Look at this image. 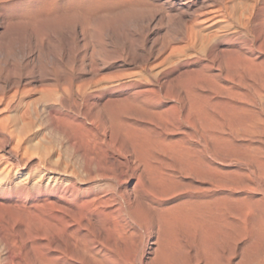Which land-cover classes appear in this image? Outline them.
Instances as JSON below:
<instances>
[{
	"label": "rangeland",
	"instance_id": "374dc122",
	"mask_svg": "<svg viewBox=\"0 0 264 264\" xmlns=\"http://www.w3.org/2000/svg\"><path fill=\"white\" fill-rule=\"evenodd\" d=\"M67 2L68 0H0V222L3 221L4 224L1 226L0 223V246H2L0 261L3 260L0 264L11 261V256L16 263L35 264L39 258L52 259L62 252L55 248L53 243L47 240L40 242L37 239L42 227L37 218L35 209L37 198L33 188L42 174L46 173L44 184L48 182L50 175L54 176L49 174L47 169L49 166H57L56 158H60L59 161L56 160L59 162L58 166L61 168L68 166L69 171L82 165L77 154L78 161L74 159L76 152L68 145V141H65L67 135L74 134L65 124L73 126L71 130L77 132V136L74 134L76 140L79 138L80 130L85 131H82L80 136L82 134L88 136L86 140L84 139L86 145L90 140L86 148H93V140L100 139L105 132L114 139L121 140L126 137L127 140L132 128L130 137L142 145L144 152L147 150L146 163L140 165L139 171V173L143 172L141 174L143 176L142 184L138 187V194L141 197L138 195L140 197L138 198L143 204L138 199V205L142 208L149 202L151 205L160 202L165 209L171 207L170 212L176 213L175 216H179V212L173 211L187 210L185 212L188 218L186 219L185 212L183 215V211L179 213L181 214L179 218L185 217L187 222L184 220L186 222L184 223L191 224L190 228L182 222L183 219L180 220L181 224L178 217H175L177 220L172 218L174 216H171L172 214L167 210L166 214L170 215L171 226H167L170 220L165 226L171 231L164 227L162 231H164V239L169 240L172 246L168 244L169 241H164L165 251L161 252L163 255L159 253L160 256L158 254L156 260V254H153V259H156L150 261L151 264H164L165 259L168 260L166 264H264V234L260 237L258 232L255 233L261 226L260 223H264V183L259 178H255L253 183L249 182L244 175L245 168L235 161L240 148L242 151L240 145L246 142L238 138L224 142L219 138L229 137L224 131L229 126L230 117L238 113L236 120L243 118L235 107L248 106L247 102L249 99L251 102L255 89L261 90L262 97L256 98L260 99L258 105L248 107L256 109L264 119V104H262L264 101V0H72L71 6ZM54 4L59 6L53 7ZM249 64L253 67L250 71L247 70ZM199 98L203 100L200 102ZM191 103L194 110L198 104L196 113ZM195 115L198 119L194 118ZM116 118H118L117 123ZM52 124L55 125L54 129ZM109 124L111 126L119 124V127H109ZM75 126L78 129H73ZM127 127L128 130L125 129ZM86 131L88 135H84ZM110 131L114 133L110 134ZM120 133L126 136L122 137ZM134 136L140 138L139 141ZM82 139L77 142L81 144ZM263 140L264 135L256 143L264 152ZM165 141L167 144L171 143L170 147ZM213 143L217 152L212 147ZM224 143L226 144L223 147ZM229 145L233 147L229 149ZM149 149H152V152ZM233 151L237 153L233 154ZM70 152L73 155H70ZM226 152H229L227 156ZM60 154L61 157L58 156ZM263 155L261 157H264ZM232 159L237 165L232 163ZM205 160L211 165L208 166ZM152 164L156 166L157 172L155 168L152 170ZM147 165L155 172V175L152 172L154 176L152 177L160 179L159 182L155 179L156 183H152L151 178V183L154 185L159 183L161 188L155 189L149 182L152 173L149 175L146 172L149 170L146 168ZM213 165L215 167L211 168ZM143 167L147 170L142 169ZM198 169L203 172L202 177ZM226 172L228 175L225 176ZM100 173L94 172L93 178L81 183L82 186L94 191L105 185L107 181L99 176ZM146 173L150 176H147L148 179L144 177ZM55 175L59 177V173ZM211 175L218 178L215 179ZM60 176L63 179L71 178L62 173ZM240 181H244L245 184L242 183L241 186ZM135 182L136 178H131L123 188L128 187L132 190L135 188ZM162 183L165 184V188ZM246 185L255 187V190L244 191L242 188H246ZM204 187L206 189H203ZM223 192L225 195H222ZM146 195L149 197H145ZM219 197V200L222 199L227 204L219 202L217 199ZM231 197L233 206L228 200ZM244 197L253 198L250 200V205L253 203V212L257 216L251 213L243 219L237 214L242 206L238 199ZM211 199L213 201L217 199L218 202L214 203ZM209 200L211 201L207 204ZM202 201L207 204L206 208L201 205L206 212L201 206L200 208L196 206ZM191 204H194L193 208L197 209V213L194 212L195 210H190ZM222 204L224 205L221 208ZM228 204L232 206L231 209L235 207L233 210L230 209L231 212ZM29 207L32 209H28ZM145 208L150 213L149 206ZM201 209L203 214L198 213ZM23 210L26 212L24 213ZM33 210L36 214L32 216L35 219L31 217V220V212L29 215L28 211L33 213ZM233 211H235L234 215ZM204 215L208 218L214 215L210 217L214 222L211 223L210 218L209 221L204 220ZM252 215L257 217V220L252 219ZM219 218L220 220L223 218L221 221L223 223L226 221L227 226L230 224L229 230L233 231L227 230L225 224L223 227ZM198 220L205 222L201 223L202 227H205L206 223V227H210L201 230L200 223L197 224ZM253 220L259 224L257 228ZM217 222L221 224L216 225ZM26 223H29L28 227ZM213 225L217 227L222 225L220 228L229 232L226 234L228 238L224 235L226 232L218 233L219 227L214 229ZM24 227L28 230L25 231ZM91 228L84 232L88 241L92 240V236L96 238L99 234L97 226H95L96 230L94 226L93 231ZM198 229L202 233L210 229L212 235L216 236L218 233L217 238L209 232L210 236L207 233L209 237H205L206 232L197 233ZM221 229L219 231H222ZM234 229H237V232ZM138 238L139 236H135L133 241L138 243ZM202 238L209 247L204 244ZM149 246L143 250L144 255L151 250L152 245ZM3 251L6 255L2 253ZM113 251L115 254H121L123 248L114 247ZM4 258L7 259L5 262ZM86 264L90 262L87 261Z\"/></svg>",
	"mask_w": 264,
	"mask_h": 264
},
{
	"label": "bare ground",
	"instance_id": "6f19581e",
	"mask_svg": "<svg viewBox=\"0 0 264 264\" xmlns=\"http://www.w3.org/2000/svg\"><path fill=\"white\" fill-rule=\"evenodd\" d=\"M6 1V0H5ZM18 1V0H17ZM35 1V0H34ZM72 1V0H71ZM71 1L67 2V4H69L71 6ZM75 1V0H74ZM90 1V0H89ZM104 1V0H103ZM110 1V0H109ZM114 1V0H112ZM61 2V1H60ZM77 2V1H76ZM81 1H79L80 3ZM88 2V1H86ZM108 2V1H107ZM4 3V2H3ZM31 3V2H30ZM29 3V4H30ZM73 3V2H72ZM85 3V2H84ZM103 3V2H102ZM109 3V2H108ZM26 4V3H25ZM32 4V3H31ZM35 4V3H34ZM62 4V3H61ZM77 4V3H76ZM2 5V4H1ZM27 5V4H26ZM58 5V4H56ZM55 4L52 5L53 7L56 6ZM33 6V5H32ZM59 6V5H58ZM76 6V5H75ZM77 6H79V4H77ZM76 6V7H77ZM31 7V6H30ZM29 7V8H30ZM50 7V6H49ZM51 7V9L53 8ZM73 7V6H72ZM39 8V7H38ZM19 9V8H18ZM17 9V10H18ZM32 9V8H31ZM72 9V8H71ZM1 11V10H0ZM27 11V10H26ZM8 12V11H7ZM17 12V11H16ZM19 12V11H18ZM1 13V12H0ZM20 13V12H19ZM29 13V12H28ZM7 13H5L6 15ZM18 14V13H17ZM27 14V13H26ZM20 16V14H18ZM3 16V15H2ZM25 16V14H24ZM17 17V16H16ZM7 20V18H5ZM26 20V19H25ZM35 25V23H34ZM253 67H252V64H249L248 67H247V70H252ZM260 88V87H259ZM261 90L259 89H255L254 90V95L252 97V100L251 102L250 99L249 101L247 102L248 106H256L258 105V100L260 99H256V98H261L262 95H261ZM189 94V93H188ZM63 95V94H62ZM64 96H66L64 94ZM72 96V95H71ZM192 97V96H191ZM190 97V98H191ZM194 97V96H193ZM66 98V97H65ZM198 98V97H196ZM195 98V99H196ZM194 99V98H192ZM201 99V98H199ZM203 99L200 100V102L202 101ZM205 100H208V99H205ZM191 101V100H190ZM196 101V100H195ZM199 101V100H198ZM193 102V101H191ZM263 102V103H262ZM261 103L264 104V101H262ZM189 103V102H188ZM196 103V102H195ZM199 104V102H197ZM204 103V102H203ZM207 103V102H206ZM210 103V102H209ZM185 104V102L183 103ZM190 104V103H189ZM197 104V105H198ZM211 104V103H210ZM192 105V108H193V111L196 113L197 111H195L197 109V105L195 106V110H194V107H193V104L191 103ZM195 105V104H194ZM206 105V104H204ZM190 106V105H189ZM203 106V105H202ZM248 106H241V107H235L237 112L240 113V115L243 116V118L239 119V120H236V117H238V113L237 112H234L237 113V115H234L233 117H230V119L228 120V123H229V126L227 128L226 131L224 132H227L228 136L229 137H219L222 141H229L232 139H241V140H244L246 143H243L242 145H240V147H242V151H241V148H240V151L239 150H236V151H239V154L236 156L235 158V161L237 163H239L243 168H245V174L246 177H247V180L251 183L254 182V179L255 178H259L261 182L264 183V160L262 158L264 157H261V155H263V149L257 145V141L258 139H260L261 136L264 135V119L262 117H260V114L258 111H256V109H253L251 107H248ZM187 107V105H186ZM185 107V108H186ZM208 107V105H207ZM261 107H263L261 105ZM202 109V107H200ZM188 109V108H187ZM191 109V108H190ZM205 109V108H204ZM213 109V108H212ZM223 109V108H222ZM221 109V110H222ZM192 110V109H191ZM203 110V109H202ZM219 110V113L220 111ZM231 110V109H230ZM235 110V111H236ZM190 111V110H189ZM198 111H199V107H198ZM201 112V111H200ZM205 112H206V109H205ZM194 113V114H195ZM212 113V111H211ZM216 113V112H215ZM199 114V113H198ZM55 115V114H54ZM53 115V116H54ZM202 115V113L200 114ZM221 115V114H220ZM204 116V115H203ZM206 116V115H205ZM196 117V119H198V117L195 115L194 118ZM211 117V116H210ZM54 118V117H53ZM202 118V117H201ZM229 118V117H228ZM118 118L115 119V122L117 123L118 121H116ZM215 120V119H214ZM212 121V120H211ZM217 121V119H216ZM221 121V120H220ZM200 122V121H199ZM202 122V121H201ZM60 123V122H59ZM114 123V124H116ZM64 124V123H63ZM69 124V123H68ZM199 124V123H198ZM217 124V123H216ZM66 126H69V129L70 131L74 132V134H76L77 132H75V130H71V128L73 126H70L65 124ZM72 125V124H71ZM74 125V124H73ZM110 126L109 127H116L118 125H113L111 126V124H109ZM123 125V123H122ZM226 125V124H225ZM55 126V125H54ZM53 124H52V128L54 127ZM64 126V125H62ZM65 126V127H66ZM121 127V122H120V125ZM118 126V127H119ZM216 126V125H215ZM222 126V125H221ZM58 127V126H57ZM126 127V126H125ZM199 127V126H198ZM196 127V128H198ZM201 128H203V126H200ZM77 128L76 126L73 128L75 129ZM117 128V127H116ZM200 128V130H201ZM226 128V127H225ZM54 129V128H53ZM56 129V128H55ZM63 129V128H62ZM78 129V128H77ZM80 129V128H79ZM106 128H104L105 130ZM111 129V128H110ZM115 129V128H114ZM123 129V127L121 128V130ZM125 129H129L128 127L125 128ZM222 129V128H221ZM108 130V128H107ZM135 130V129H134ZM84 131V130H82ZM80 130H78L79 132V138H83L81 140V144H79L77 141H79L80 139L78 138V140H76L75 136H77V134L74 136H71V135H67V137L65 139L66 142L68 141V145H70L72 147V149L76 152L75 153V156L77 154V156L79 157V161L81 162L82 161V165H77L78 168H75V170L73 169L72 171H69V168L68 166L64 167V168H61L60 166H58L57 161H59L58 158H56L55 162H56V165L57 166H54V167H50L49 163H48V166L49 168L47 169V171L49 172V174H53L54 176H49V180L46 184H44V180H45V176H46V173L45 174H42L39 178V180L37 181L36 179V183H35V187L33 188L34 192L36 193V198H37V203H36V213H37V218H38V222L40 224V227L41 228V232L38 233V231H36L38 234H37V239L42 242V241H45L47 240L48 242H51L54 244L55 248H58L60 249V255H56L55 257H53L52 259L50 257H48V260H45L43 258H39L37 263L35 264H86L87 261L90 262V264H151L150 261H153L155 260H158V257H156L159 253H161L162 251H165L164 248H165V244H164V241H169V240H165L163 236L164 235V231H162V228L164 227L165 229H167L168 227L171 226V220H170V215L166 214L167 213V210L168 212L171 211V207L170 210L169 208L165 209L163 207V204L160 203V202H157V201H153L155 198H153V202H157V204H153L152 205L149 204L146 206H149V208L151 209L150 210V213L147 209V211L145 210L146 206L144 204L145 207L142 206H139L138 205V199L141 197L140 194H138V187L142 184V176L141 175L143 172L139 173L140 171V165L143 164L145 165V153L147 152H144L143 148H142V145H140L139 142H137V140H133L131 137H130V133L132 131V128H131V131L129 132V138H127L126 140V137H124L125 139H121L118 140L117 139H114V137H110L111 135H109L107 132H105V134L98 140H95L94 137H93V148H86L87 145L89 144L90 140L87 142L88 144L86 145V143L84 142V139L86 140L88 138V136H83V134L80 136L81 132ZM112 131V130H111ZM110 131V134L114 133V132H111ZM57 132V131H56ZM69 132V130H68ZM85 132V131H84ZM83 133V132H82ZM87 133V134H86ZM86 133L84 135H88V132L86 131ZM91 133V132H90ZM128 133V132H127ZM137 133V131H136ZM205 133V131H204ZM69 134V133H68ZM118 134V133H117ZM123 134H126L123 132ZM218 134V132H217ZM216 134V135H217ZM220 134V133H219ZM121 135V133H120ZM134 135V134H133ZM138 135H139V132H138ZM222 135V134H221ZM62 136V135H61ZM65 136V135H64ZM91 136H92V133H91ZM122 136V135H121ZM123 136H126V135H123ZM122 136V137H123ZM137 136V134H136ZM134 136V137H136ZM146 136V135H144ZM203 136V134H202ZM201 136V137H202ZM210 136V135H209ZM220 136V135H219ZM86 137V138H84ZM208 137V136H207ZM138 137H136L135 139H137ZM143 137H141L142 139ZM145 138V137H144ZM210 138V137H209ZM91 139V138H90ZM97 139V138H96ZM140 138H138V141H139ZM150 139V138H149ZM148 139V140H149ZM219 139V142H221ZM262 139V138H261ZM62 140V138H61ZM63 140V142H64ZM85 143V145L83 144V142ZM144 141V140H143ZM151 141V139L149 140ZM205 141V140H204ZM232 141V140H231ZM236 141V140H235ZM264 141V140H263ZM80 142V141H79ZM144 142H147V141H144ZM155 142V141H154ZM209 142V141H208ZM238 142V141H236ZM62 143V141H61ZM153 143V142H152ZM158 143V141H157ZM155 143V144H157ZM160 143V141H159ZM166 143V141H165ZM163 143V144H165ZM212 143V142H211ZM222 143V142H221ZM220 143V144H221ZM256 143V145H255ZM60 144V143H58ZM148 144V143H147ZM146 144V145H147ZM151 144V143H150ZM161 144V143H160ZM162 144V147L164 146ZM167 144V143H166ZM169 144V147L171 145V143H168ZM167 144V145H168ZM200 144V143H199ZM214 144V143H213ZM217 144V143H216ZM226 143H224L223 147L225 146ZM235 144V143H234ZM84 145V146H83ZM149 145V144H148ZM159 145V144H158ZM157 145V146H158ZM210 145V144H209ZM233 145V144H232ZM238 145V144H237ZM62 146V145H61ZM89 146V145H88ZM173 146V144H172ZM212 146V145H211ZM222 146V145H221ZM60 147V145H59ZM64 147V146H63ZM66 147H67V144H66ZM65 147V149L67 150V148ZM70 147V149H71ZM149 147V146H148ZM209 147V146H208ZM214 147L213 149H215L216 145L214 144ZM233 146L230 147L229 145V149L232 148ZM235 147L236 144H235ZM61 148V147H60ZM69 148V146H68ZM144 148L146 149V147L144 146ZM158 148V147H156ZM166 148V147H165ZM238 148V147H237ZM63 149V148H62ZM180 149V148H179ZM178 149V150H179ZM221 149V148H220ZM219 149V150H220ZM226 149V147H225ZM234 149V148H233ZM69 150V149H68ZM151 150L152 152V149H149ZM154 150V149H153ZM157 150V149H156ZM159 150V148H158ZM208 150V149H207ZM218 150V148H217ZM61 151V150H60ZM64 151V149H63ZM62 151V153H63ZM72 151V150H71ZM171 151V150H170ZM216 151V149H215ZM223 154H224V150H222ZM230 151V150H229ZM236 151H233V154L234 152ZM217 152V151H216ZM220 152V151H218ZM54 153V152H53ZM69 153V151H68ZM206 153V152H205ZM210 153V152H209ZM214 153V152H213ZM227 153V152H226ZM225 153V154H226ZM229 153V152H228ZM228 153L226 154V156L228 155ZM237 153V152H236ZM235 153V154H236ZM149 154V153H148ZM218 154V153H217ZM231 154V153H230ZM70 155H73V153L71 154L70 152ZM69 155V156H70ZM147 155V154H146ZM52 156V155H51ZM59 157H61V154L58 155ZM73 156V158L75 157ZM77 156L74 158L76 159ZM152 156V155H151ZM154 156V155H153ZM152 156V157H153ZM223 156V155H221ZM264 156V155H263ZM54 157V156H53ZM155 157V156H154ZM187 157V156H185ZM207 157V156H206ZM232 157V156H231ZM68 158V157H67ZM150 158V156H149ZM208 158V157H207ZM55 159V158H54ZM66 159V157H65ZM73 159V160H74ZM153 158H151L152 160ZM162 159V158H161ZM200 159V158H199ZM211 158H209L210 160ZM214 159V157H213ZM227 159V158H226ZM225 159V160H226ZM234 159V158H233ZM232 159V160H233ZM67 160V159H66ZM66 160H64V162H66ZM69 160V159H68ZM77 160V159H76ZM148 160V158H147ZM154 160V159H153ZM219 160V159H218ZM47 161V160H45ZM52 161V159H51ZM70 161V160H69ZM78 161V160H77ZM156 161V160H155ZM54 162V161H52ZM72 162V161H71ZM150 162V160H149ZM158 162V161H157ZM156 162V163H157ZM205 162H207L205 160ZM214 162V161H213ZM212 162V163H213ZM221 162V160H220ZM226 162V161H225ZM228 162V161H227ZM51 163V162H50ZM62 163H63V160H62ZM69 163V162H68ZM78 163V162H77ZM191 163V162H190ZM200 163V162H199ZM198 163V164H199ZM222 163V162H221ZM232 163H234V160L232 161ZM44 164V163H43ZM53 164V163H52ZM67 164V163H66ZM147 164H150V163H147ZM203 164V163H202ZM211 165V163H209ZM208 162H207V165L209 166ZM215 164V162H214ZM224 164V163H223ZM228 164V163H227ZM235 164V163H234ZM61 165V164H60ZM154 165H155V162H154ZM154 165L152 164V167L154 170L155 168V171H156V166L154 167ZM237 165V164H235ZM70 166V165H69ZM73 166V165H72ZM232 166V165H231ZM44 167V166H43ZM46 167V166H45ZM150 166L147 165L146 168H148L149 170L145 169V167H143L142 169H145L147 170L146 172L149 173V175L154 172V171H151ZM158 167V166H157ZM200 167V165H199ZM215 167L214 165L211 166V168ZM238 167V166H236ZM42 168V167H41ZM74 168V167H73ZM45 169V168H44ZM141 169V171H142ZM205 169V168H204ZM218 169V168H217ZM220 169V168H219ZM199 170V169H198ZM210 170V169H209ZM208 170V171H209ZM215 170V169H214ZM222 170V169H220ZM239 171V169H237ZM247 170V171H246ZM159 171V170H158ZM200 171V170H199ZM217 171V170H216ZM235 171V170H234ZM236 171V172H238ZM94 172H101L99 174L100 177L104 178L107 183L101 187H99L97 190H94V191H91L90 188H86L85 186H82L81 183H85V181L89 180V179H92L93 178V174ZM157 172V171H156ZM206 172V171H205ZM213 172V171H212ZM219 174L220 172L217 171ZM222 172V171H221ZM234 172V173H236ZM55 173H59V177L57 175H55ZM60 173L62 174H66L68 176H70L71 178L70 179H66V178H62L60 176ZM148 173H146L147 175L144 176L145 178L148 176ZM161 173V171H160ZM163 173V171H162ZM201 173V177H202V171H200ZM229 173V172H228ZM242 173V172H241ZM239 172V174H241ZM244 173V171H243ZM40 174V173H39ZM159 174V173H158ZM212 174V173H210ZM219 174H218V177H219ZM223 174V173H222ZM221 174V175H222ZM230 174V173H229ZM237 174V173H236ZM154 175H155V172H154ZM163 175V174H161ZM159 175V176H161ZM225 176L228 175L227 172L226 174H224ZM223 175V176H224ZM234 175V174H232ZM153 173L151 174V177L149 178V182L151 183L150 179L152 178V183H156L154 182L155 179H157L156 177L153 178ZM157 176V175H156ZM212 177H215V175H211ZM225 176H224V179H225ZM148 177L146 179H148ZM207 177V176H206ZM217 177V176H216ZM215 177V179H216ZM217 177V178H218ZM222 177V176H220ZM228 177V176H227ZM229 177H231L229 175ZM131 178H136V184H135V188L134 189H129L128 187L126 188H123L127 183L129 182V180H131ZM167 178V177H166ZM205 178V177H204ZM208 179H210V177H207ZM233 178V177H232ZM236 178V177H235ZM238 178V176H237ZM97 179V178H96ZM99 179V177H98ZM144 179V178H143ZM162 179V178H161ZM164 176H163V180H164ZM214 179V178H213ZM214 179V180H215ZM228 179V178H227ZM230 181H231V178H229ZM103 180V179H102ZM159 178L156 180L159 182ZM207 180V179H206ZM212 180V179H211ZM219 180V179H217ZM245 180V179H244ZM98 181V180H97ZM96 181V182H97ZM146 181V180H145ZM204 181V180H203ZM224 181V180H223ZM227 181V180H226ZM234 181V180H233ZM91 182V181H90ZM163 182V181H160V183ZM206 182V181H205ZM210 182H214V181H210ZM216 182V181H215ZM214 182V183H215ZM222 182V181H221ZM248 182V183H249ZM257 182V181H256ZM144 183V182H143ZM147 183V181H146ZM149 183V184H150ZM151 183V184H152ZM213 183V184H214ZM229 183V182H227ZM226 183V184H227ZM232 183V182H231ZM234 183V182H233ZM242 183H244V181H240V184L242 186ZM95 184V183H93ZM102 185V183H100ZM125 184V185H124ZM148 184V183H147ZM159 184V183H158ZM157 184V185H158ZM210 184V183H209ZM245 184V183H244ZM243 184V185H244ZM250 184V183H249ZM91 185V184H90ZM124 185V186H123ZM154 185V184H152ZM156 185V184H155ZM153 186L155 187V189L157 188H161V185H157L156 186ZM163 185V183H162ZM165 185V184H164ZM163 185V187H164ZM236 185V184H235ZM234 185V186H235ZM252 185V184H251ZM251 185H246V188H242L247 191H254L255 187L253 188ZM28 186V185H27ZM31 186V185H30ZM29 186V187H30ZM148 185H146L147 187ZM151 186V185H150ZM240 186V187H241ZM263 186V185H262ZM210 187V185H209ZM226 187V186H225ZM244 187V186H243ZM264 187V186H263ZM149 188V187H148ZM147 188V189H148ZM165 188V187H164ZM163 188V189H164ZM212 188V186L210 187ZM214 188V186H213ZM237 188V186H236ZM93 189V188H92ZM141 189V188H140ZM203 189H206L205 187ZM151 190V189H150ZM162 190V189H161ZM160 190V191H161ZM211 190V189H210ZM219 190V189H218ZM223 190V189H222ZM141 191V190H140ZM155 191V190H154ZM203 191V190H202ZM216 191V190H215ZM214 191V192H215ZM227 191V190H226ZM235 191V190H234ZM23 192V191H22ZM144 192V191H143ZM18 193V192H17ZM152 193V192H151ZM218 193V192H217ZM21 194V193H20ZM29 194V192H28ZM145 194V193H143ZM208 195L207 193H204V195ZM224 194V192L222 193V195ZM230 194V193H229ZM30 195V194H29ZM140 195V197L138 196ZM148 195V194H147ZM145 196V197H149V196ZM159 195V194H158ZM157 195V197H158ZM213 195V194H212ZM225 195V194H224ZM234 195V194H233ZM19 196V195H18ZM210 196V195H209ZM139 197V198H138ZM208 197V196H207ZM225 197V196H224ZM223 197V198H224ZM227 197H228V193H227ZM253 197V196H251ZM212 198V197H210ZM222 198V197H221ZM249 198V199H248ZM248 198H240L238 199L239 202H241V205L240 208H239V213L237 212V214L242 217L243 219L248 217L251 213H253V215L255 214L253 212V207L254 205H250V200H253L250 199V197ZM206 199V198H205ZM218 201H222L219 200V198H217ZM217 199H215L216 202ZM228 199V198H227ZM225 198V200H227ZM237 199V198H236ZM34 200V199H33ZM141 199H139L140 201ZM143 200V199H142ZM150 200V198H149ZM148 200V201H149ZM212 200V199H211ZM209 200L208 202H206L207 204L210 203ZM229 200V203L231 202L230 200L233 201L232 197ZM249 200V201H248ZM256 200V199H255ZM35 201V200H34ZM146 201V200H145ZM151 201V202H152ZM160 201V200H159ZM205 201V200H204ZM204 201L202 202H199L200 205H196V206H200L203 205L204 208H206L207 204L204 203ZM207 201V199H206ZM213 201V200H212ZM215 201H213L215 203ZM246 201V202H244ZM141 202V201H140ZM139 202V203H140ZM144 202V200H143ZM225 203V205L227 204L226 201H222ZM238 202V203H239ZM262 202V201H261ZM142 203V202H141ZM146 203V202H145ZM203 203V204H202ZM236 203V205L238 204ZM143 204V203H142ZM165 204V203H164ZM205 204V206H204ZM217 204V203H216ZM258 204V203H257ZM182 205V204H181ZM189 205V204H188ZM192 205V204H191ZM190 205V206H191ZM194 205V204H193ZM193 205L190 207L192 209H190L191 211H194L196 212L197 209H194L193 208ZM210 205V204H209ZM208 205V206H209ZM224 204H222L221 208L223 207ZM229 205V204H228ZM227 205V206H228ZM230 205H234L231 204ZM229 205V206H230ZM256 205V204H255ZM220 206V205H219ZM232 206L227 207V209L229 208V210L232 208ZM239 206V205H238ZM259 204L257 205V208H258ZM179 207V206H178ZM177 207V208H178ZM201 206V208H203ZM216 207V206H214ZM256 207V206H255ZM31 207H29L28 209H30ZM144 208V210H143ZM181 208V207H179ZM184 207H182L181 209H183ZM186 208V207H185ZM203 208V210H204ZM210 208H212V206H210ZM220 208V207H219ZM235 207H233L234 209ZM18 209V208H17ZM23 209V208H22ZM26 209V207H25ZM27 209V210H28ZM32 209V208H31ZM172 209L174 210L175 207L173 206ZM189 209V208H187ZM231 209V210H233ZM237 209V207H236ZM19 210V209H18ZM17 210V211H18ZM200 210V209H199ZM203 210L201 209V211H199L198 213H202L203 214ZM230 210V212H231ZM12 211V210H11ZM16 211V212H17ZM34 211V210H33ZM183 211V215L186 214L185 211L187 210H176V211H173V212H181ZM206 212V209L204 210ZM207 211H209L207 209ZM213 212L215 211L214 209L212 210ZM236 211V210H235ZM235 211L232 212L235 213ZM14 212V211H13ZM23 212L25 213L26 210H23ZM29 212H31V216H35V211L32 213V211H28V214ZM148 212V213H147ZM152 212V213H151ZM154 212V214H153ZM185 212V214H184ZM211 212V211H210ZM218 212V211H216ZM220 212V211H219ZM11 213V212H10ZM18 213V212H17ZM16 213V214H17ZM21 213V212H20ZM172 215L171 216H174L172 218H175V217H178L179 221L183 219V223L186 221V219L188 217L187 214L185 215L184 218L180 217L181 214L178 213L179 216H175L176 213H172L170 212ZM182 213V212H181ZM189 214V212H187ZM197 213V212H196ZM195 213V214H196ZM200 213V214H201ZM225 213V212H224ZM227 213V212H226ZM12 214V213H11ZM10 214V215H11ZM34 214V215H33ZM153 214V216H151ZM174 214V215H173ZM208 214V213H207ZM213 214V213H211ZM218 214V213H217ZM221 214V213H220ZM26 215V214H25ZM24 215V216H25ZM30 215V214H29ZM155 215V216H154ZM193 215V214H192ZM197 215V214H196ZM195 215V216H196ZM199 215V214H198ZM197 215V216H198ZM219 215V214H218ZM234 215V214H233ZM252 215V219H254L255 217H253ZM21 216V214H20ZM205 216V215H204ZM203 216V218H204ZM214 216V215H213ZM212 216V217H213ZM255 216H257L255 214ZM18 217H19V214H18ZM200 217H202L200 215ZM211 217V216H210ZM209 217V218H210ZM211 217V218H212ZM261 217V216H260ZM27 218V215L26 217ZM35 219V217H32ZM31 218V220H32ZM202 218V219H203ZM208 217L205 216L204 220H208L209 219ZM210 218V220H211ZM216 217H214V220H215ZM227 218V217H226ZM230 218V217H229ZM232 218V217H231ZM263 218V217H262ZM33 219V220H34ZM199 219V218H197ZM201 219V218H200ZM257 220V217L255 218ZM13 220V219H12ZM15 220V218H14ZM170 220V221H169ZM175 220H177L175 218ZM185 220V221H184ZM218 220V219H217ZM220 220V218H219ZM218 220V221H219ZM221 220H223V218H221ZM220 220V221H221ZM249 220V219H248ZM251 220V219H250ZM8 221V220H7ZM169 221L170 224H168L167 222ZM174 221V220H173ZM180 221V222H181ZM199 221V220H198ZM202 222H198L197 224L200 223L201 225V230H203L202 228H209L210 226L206 227L207 223L204 224L205 227H202V224L204 221L201 220ZM209 221V220H208ZM206 221V222H208ZM213 220H211L210 222L212 223ZM243 221V220H242ZM3 222V221H2ZM1 223V226L4 225ZM32 222V221H31ZM181 222V224H182ZM187 222V221H186ZM185 222V223H186ZM214 222V221H213ZM216 222V221H215ZM222 222V221H221ZM241 222V221H240ZM248 222V221H247ZM254 222V220H253ZM258 222L259 221V218H258ZM15 223V221H14ZM37 223V222H36ZM184 223V224H185ZM192 223V222H190ZM189 223V224H190ZM205 223V222H204ZM219 222L216 223V225H220L218 224ZM223 223V222H222ZM229 223V222H228ZM255 224H257L255 227L257 228V226H259V224L257 222H254ZM27 224V227H28V224L29 223H26ZM165 224H168L167 226H165ZM183 224V225H184ZM215 224V223H214ZM224 224L226 225V221L225 223H223V227H224ZM236 224V223H234ZM251 226H252V221H251ZM254 224V225H255ZM261 226H259L260 230L257 229V231L255 232V228L253 227L254 229V232L259 234L258 236L262 237L263 234H264V227L262 228V224H264L263 222L260 223ZM11 225V224H10ZM164 225V226H163ZM170 225V226H169ZM186 227L190 228L191 224L190 225H187L185 224ZM209 225H211L209 223ZM215 225V226H216ZM247 225V223H246ZM245 225V226H246ZM15 226V225H14ZM13 226V227H14ZM24 226H25V222H24ZM31 226V225H30ZM29 226V227H30ZM94 226V229H95V226H97L96 229H99L97 230L99 232L98 234V237L96 238H93L92 236V240L88 241L85 236H84V232L87 231L90 227L93 228ZM214 226V225H213ZM214 226V229L218 228L217 226L215 227ZM222 226V225H221ZM220 226V227H221ZM227 226V225H226ZM225 226V227H226ZM231 227L230 224H228V229ZM236 225H234L235 227ZM241 226V225H240ZM4 227V226H3ZM12 227V226H11ZM12 227V228H13ZM20 227V226H19ZM23 227V226H21ZM26 227V226H25ZM24 227V228H25ZM167 227V228H166ZM185 227V228H186ZM197 227V225H196ZM200 227V226H199ZM218 228L219 230L221 228ZM233 227V228H234ZM243 227V226H242ZM248 227V225H247ZM250 227V226H249ZM7 228V226H6ZM91 228V230L93 231V229ZM163 228V230H164ZM187 228V229H188ZM232 228V229H233ZM4 229V228H3ZM39 229V228H38ZM95 229V230H96ZM197 229V228H196ZM204 229V230H205ZM213 229V228H212ZM213 229V230H214ZM252 229V228H251ZM250 229V230H251ZM14 230H19V229H14ZM28 230V228H25V231ZM90 230V231H91ZM94 230V232H95ZM168 230V229H167ZM166 230V231H167ZM190 230V229H189ZM188 230V231H189ZM200 229L196 230L197 233ZM210 230V229H209ZM209 230H206L200 233L204 234V232H206V236L205 235H202V236H205V237H209L210 234L212 232H210ZM211 230V231H213ZM217 230L218 233L220 232H226V229L225 231L222 230V231H219ZM237 230V229H236ZM234 229V231H236ZM242 230V228L240 229ZM239 230V231H240ZM166 231H165V235H166ZM168 231H171V230H168ZM230 231V230H229ZM233 230H231L230 232H232ZM261 231V233H259ZM13 231H11V234H12ZM191 232V231H190ZM210 234H209V233ZM237 232V231H236ZM242 231H240L241 233ZM253 232V230H252ZM251 232V233H252ZM3 233H5L3 231ZM163 233V234H162ZM199 233V234H200ZM207 233L209 236H207ZM215 233H216V230H215ZM216 233V236L215 234H211L212 236H215L217 238V234ZM221 233V234H222ZM229 233V232H228ZM227 232L224 234L226 236V234H228ZM235 233V232H234ZM239 233V235H241ZM243 233V232H242ZM8 234V233H7ZM193 234V233H191ZM231 234V233H230ZM233 234V233H232ZM4 235V234H3ZM171 235V234H170ZM247 235V234H246ZM252 235V234H250ZM15 236V235H14ZM23 236V235H22ZM34 236V235H33ZM135 236H139V240H138V243L134 242L133 241V238ZM168 236V235H167ZM220 236V234L218 235ZM228 236V235H227ZM226 236V237H227ZM244 236V235H243ZM257 236V237H258ZM9 237V235H8ZM27 237V236H26ZM155 237V238H154ZM170 237V236H169ZM172 237V236H171ZM204 237V238H205ZM213 237V238H215ZM254 237V236H253ZM256 237V236H255ZM11 238V237H9ZM20 238V237H19ZM29 238V236H28ZM202 238L203 241H205V239ZM222 238V237H221ZM228 238V237H227ZM252 238V237H251ZM3 239V238H2ZM12 239V238H11ZM201 239V238H200ZM223 239V238H222ZM264 239V237H263ZM29 240V239H28ZM33 240V239H32ZM225 240V239H224ZM254 240H257V239H254ZM260 240V239H259ZM262 240V239H261ZM250 241H252L250 239ZM2 242V241H1ZM9 242V241H8ZM32 242V241H31ZM172 242V241H171ZM255 242V241H254ZM259 242V241H258ZM261 242V241H260ZM4 243V241H3ZM45 243V242H44ZM166 243V247H167V242ZM204 243V242H203ZM253 243V241H252ZM26 244V243H25ZM33 244V243H32ZM35 244V243H34ZM46 244V243H45ZM169 245H171L170 241L168 243ZM205 245L207 244L208 246V243H204ZM263 244H264V241H263ZM3 245V244H1ZM12 245V244H11ZM16 245V244H15ZM38 245V244H37ZM149 245H152L151 246V250H146L147 251V255H144L143 253V250L147 249V247H150ZM174 245V244H173ZM256 245L258 246V244L256 243ZM26 245H24L25 247ZM120 246L121 248H123V253L121 254H115V252L113 251L114 247H118ZM172 246V245H171ZM2 248V246H0ZM9 247V246H8ZM7 247V248H8ZM18 247V245H17ZM33 247H36L35 245H33ZM39 247V246H37ZM169 247V246H168ZM174 247V246H173ZM171 247V248H173ZM209 247V246H208ZM253 247V246H252ZM263 247V246H262ZM261 247V249H263ZM169 248V250L171 249ZM17 249V248H16ZM34 249V248H33ZM174 249V248H173ZM2 250V249H1ZM7 251V249H5ZM4 250V251H5ZM37 250V249H36ZM175 250V249H174ZM2 252V253H5V252ZM26 251V249L24 250ZM44 251V250H43ZM49 251V250H48ZM69 251V252H68ZM172 251V250H171ZM258 251V250H257ZM15 252V251H14ZM264 252V251H263ZM166 253V252H165ZM164 253V254H165ZM175 253V252H174ZM16 254V253H15ZM42 254V253H40ZM44 254V253H43ZM153 254H156L155 257L153 259L152 255ZM6 255V253H5ZM8 255V254H7ZM161 255H163L161 253ZM1 256V254H0ZM46 257V252H45V255ZM54 256V255H53ZM160 256V254L158 255ZM260 256V255H259ZM4 257V256H3ZM7 258L9 256H6ZM15 257V256H14ZM44 257V258H45ZM2 258V257H1ZM11 261H9L8 263H5V264H19V262L16 263V261L14 260V258L11 256ZM18 258V257H17ZM25 259H27L26 257H24ZM163 258V256H161V259ZM165 258H166V255H165ZM256 258V257H255ZM7 260V259H6ZM5 258H4V262L6 261ZM261 260V259H260ZM3 261V260H2ZM2 261H0V263H2ZM29 261V259H28ZM160 261V260H159ZM167 261L168 263V260L165 259V262ZM30 262V261H29ZM164 262V264H166ZM24 263V261H23ZM159 263V262H158ZM30 264V263H29ZM32 264V263H31ZM162 264V263H161Z\"/></svg>",
	"mask_w": 264,
	"mask_h": 264
}]
</instances>
